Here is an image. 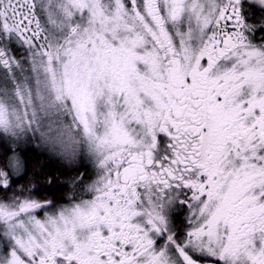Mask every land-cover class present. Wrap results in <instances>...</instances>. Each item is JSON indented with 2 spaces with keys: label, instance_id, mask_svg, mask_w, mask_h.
Listing matches in <instances>:
<instances>
[{
  "label": "snow or ice",
  "instance_id": "obj_1",
  "mask_svg": "<svg viewBox=\"0 0 264 264\" xmlns=\"http://www.w3.org/2000/svg\"><path fill=\"white\" fill-rule=\"evenodd\" d=\"M0 264H264V0H0Z\"/></svg>",
  "mask_w": 264,
  "mask_h": 264
},
{
  "label": "trees",
  "instance_id": "obj_2",
  "mask_svg": "<svg viewBox=\"0 0 264 264\" xmlns=\"http://www.w3.org/2000/svg\"><path fill=\"white\" fill-rule=\"evenodd\" d=\"M29 171L27 176L21 183H27L29 181L37 182V184L42 185L43 181L49 175L57 177V181L49 189L50 192H55L56 195H60L62 192L66 191V187L62 186L61 182H67L71 176L75 175V169L65 165L64 161L56 158L54 156H49L46 154L35 152L29 153ZM39 161V165H36V161ZM64 162V163H62ZM38 173V175L33 174V169Z\"/></svg>",
  "mask_w": 264,
  "mask_h": 264
},
{
  "label": "rangeland",
  "instance_id": "obj_3",
  "mask_svg": "<svg viewBox=\"0 0 264 264\" xmlns=\"http://www.w3.org/2000/svg\"><path fill=\"white\" fill-rule=\"evenodd\" d=\"M38 151H39L40 153H42V154L44 153V154L49 155V156L51 155V154L45 152L43 149H38ZM51 156H54V155H51ZM54 157H56V156H54ZM56 158H58V157H56ZM59 159H60V158H59ZM61 161H62V160H61ZM62 163H64V162H62ZM64 164L67 165L66 162H65Z\"/></svg>",
  "mask_w": 264,
  "mask_h": 264
},
{
  "label": "flooded vegetation",
  "instance_id": "obj_4",
  "mask_svg": "<svg viewBox=\"0 0 264 264\" xmlns=\"http://www.w3.org/2000/svg\"><path fill=\"white\" fill-rule=\"evenodd\" d=\"M38 153H39V151H38V149L36 150ZM28 183V182H27ZM35 183H37V182H35ZM39 185V184H38ZM67 190V189H66Z\"/></svg>",
  "mask_w": 264,
  "mask_h": 264
}]
</instances>
